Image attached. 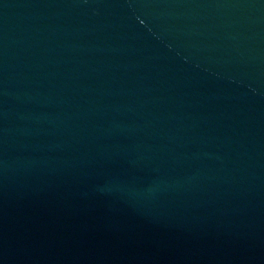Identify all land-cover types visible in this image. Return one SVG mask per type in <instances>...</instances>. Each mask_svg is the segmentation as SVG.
<instances>
[{"label": "water", "instance_id": "95a60500", "mask_svg": "<svg viewBox=\"0 0 264 264\" xmlns=\"http://www.w3.org/2000/svg\"><path fill=\"white\" fill-rule=\"evenodd\" d=\"M0 264H264V0H0Z\"/></svg>", "mask_w": 264, "mask_h": 264}]
</instances>
